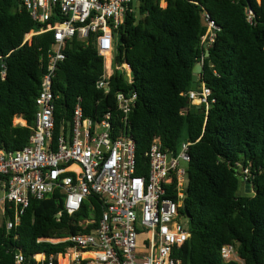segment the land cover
<instances>
[{
    "label": "trees",
    "instance_id": "1",
    "mask_svg": "<svg viewBox=\"0 0 264 264\" xmlns=\"http://www.w3.org/2000/svg\"><path fill=\"white\" fill-rule=\"evenodd\" d=\"M161 1L133 3L134 13L116 33L114 45L115 63L130 66L132 82L116 72L108 94L97 88L105 66L94 38L67 44L52 88L59 97L55 135L72 123L78 98L86 117L97 121L111 113L112 124L122 128L116 96L137 94L127 125L136 144L139 176L148 172L145 155L154 140L164 151L176 152L188 128L192 146L184 213L191 237L178 258L184 264H236L221 258L222 247L233 245L246 264H264V0H166V8ZM247 9L254 13L252 23ZM205 14L218 28L208 49L202 45ZM40 29L19 0H0V58L7 68L6 79L0 78V151L25 148L35 126L36 99L54 34L24 42ZM198 64L197 86L205 84L211 91L208 109L189 100ZM21 119L24 126L15 123ZM245 178L252 179L254 195L242 196ZM104 209L96 195L74 216L64 211L59 191L43 201L32 200L16 229L0 225V264H16L18 252L26 258L24 264H33L36 253L63 252L66 245L37 241L90 234ZM87 219L94 223L85 227Z\"/></svg>",
    "mask_w": 264,
    "mask_h": 264
},
{
    "label": "built area",
    "instance_id": "2",
    "mask_svg": "<svg viewBox=\"0 0 264 264\" xmlns=\"http://www.w3.org/2000/svg\"><path fill=\"white\" fill-rule=\"evenodd\" d=\"M19 1L41 26L39 32L31 35L52 32L54 44L46 57V72L36 99L35 126L28 144L18 151H0V225L16 229L32 200L43 201L57 191L70 216L80 213L88 197L96 195L105 206L98 228L90 234L39 239L38 244L66 247L57 254L36 253L33 264H184L178 251L191 237L184 207L190 187L192 144L183 143L176 152L164 151L160 141L154 140L145 155L148 172L139 176L136 144L127 125L137 101L135 93L116 96L123 116L122 128L112 124L111 113L97 121L86 117L83 101L78 98L72 123L62 126L58 137L55 135V105L59 97L52 88L59 64L66 58L68 43L94 38L105 66L97 82L99 90L109 93L116 72L132 82L130 66L115 63L114 45L116 33L127 16L134 13L135 0ZM246 13L252 23L253 11L247 9ZM204 18L207 34L202 45L208 49L218 28L208 15ZM28 35L24 43L30 41ZM6 76L5 62L0 58V78L5 80ZM210 96L211 91L202 84L189 93V100L208 109ZM61 217L59 213L58 220ZM92 223L93 219H87L82 224L86 227ZM221 258L225 263L246 264L233 245L222 247ZM15 260L16 264L26 262L20 252Z\"/></svg>",
    "mask_w": 264,
    "mask_h": 264
},
{
    "label": "rangeland",
    "instance_id": "3",
    "mask_svg": "<svg viewBox=\"0 0 264 264\" xmlns=\"http://www.w3.org/2000/svg\"><path fill=\"white\" fill-rule=\"evenodd\" d=\"M137 0H135V2H136ZM136 5L138 6V2H136ZM161 6H162V8H166L167 7V2H166V0H162L161 1ZM34 31H32L28 36L29 37H27L28 38V40H32V38H33V36L31 35L32 33H33ZM23 120L21 119V121L20 120H15V123L16 124H23L24 123V121L22 122ZM186 142H188V128L187 127H185L184 128V130H183V133H182V136H181V138H180V141H179V146L181 147V145L183 144V143H186ZM242 183H243V181H242ZM242 190H243V192H242ZM250 190H252V189H250ZM245 193L247 194V195H254V193L253 192H247V190H246V187H244L242 184H241V194H242V196H244L245 195ZM238 264V263H237Z\"/></svg>",
    "mask_w": 264,
    "mask_h": 264
},
{
    "label": "water",
    "instance_id": "4",
    "mask_svg": "<svg viewBox=\"0 0 264 264\" xmlns=\"http://www.w3.org/2000/svg\"><path fill=\"white\" fill-rule=\"evenodd\" d=\"M207 55H209V52H207ZM202 72V65L198 64L196 65L194 69V76H193V84H192V91H196L197 85H198V75ZM244 187H246L247 192L249 193L252 186V179L249 181H245L242 183ZM243 192V190H242Z\"/></svg>",
    "mask_w": 264,
    "mask_h": 264
},
{
    "label": "crops",
    "instance_id": "5",
    "mask_svg": "<svg viewBox=\"0 0 264 264\" xmlns=\"http://www.w3.org/2000/svg\"><path fill=\"white\" fill-rule=\"evenodd\" d=\"M108 63H109V61H108ZM25 124H26L25 122H24L23 124L21 123V125H23V126H24Z\"/></svg>",
    "mask_w": 264,
    "mask_h": 264
},
{
    "label": "bare ground",
    "instance_id": "6",
    "mask_svg": "<svg viewBox=\"0 0 264 264\" xmlns=\"http://www.w3.org/2000/svg\"><path fill=\"white\" fill-rule=\"evenodd\" d=\"M74 169H76V167H74Z\"/></svg>",
    "mask_w": 264,
    "mask_h": 264
}]
</instances>
